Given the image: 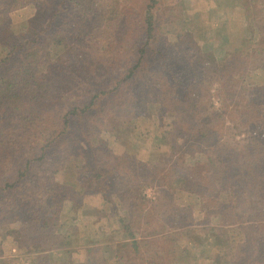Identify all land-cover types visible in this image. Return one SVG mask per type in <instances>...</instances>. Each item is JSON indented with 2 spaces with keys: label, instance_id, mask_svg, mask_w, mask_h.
<instances>
[{
  "label": "trees",
  "instance_id": "trees-1",
  "mask_svg": "<svg viewBox=\"0 0 264 264\" xmlns=\"http://www.w3.org/2000/svg\"><path fill=\"white\" fill-rule=\"evenodd\" d=\"M170 3L0 0V17L34 8L24 31L0 29V227L42 264L82 245L78 215L62 213L71 185L97 187L96 213L117 218L112 264H180L181 234L200 227L223 231L230 264H264V83L248 81L264 69V0H248L251 33L220 58L180 43L187 30ZM139 117L175 134L156 165L110 148ZM70 162L76 182L56 180ZM87 249L93 260L60 264L110 263Z\"/></svg>",
  "mask_w": 264,
  "mask_h": 264
},
{
  "label": "rangeland",
  "instance_id": "rangeland-1",
  "mask_svg": "<svg viewBox=\"0 0 264 264\" xmlns=\"http://www.w3.org/2000/svg\"><path fill=\"white\" fill-rule=\"evenodd\" d=\"M169 1V2H168ZM160 0L161 3L180 5V14L183 25L187 30L180 43L190 48L201 47L211 50V58L235 52L243 44V40L251 33V26L246 17V4L248 0ZM34 14L32 5L3 14L0 29L14 33L24 31L28 25V19ZM178 42V41H177ZM2 75L0 74V77ZM248 81L255 84L264 83V69L251 72ZM151 102L157 101L152 96ZM215 104L219 106L217 99ZM168 121L161 123L159 119L139 117L132 122H126L119 127L116 133L108 137L110 148L117 154L127 153L137 160L147 161L150 165L160 163L161 148L175 137L171 127H167ZM74 162L67 165L66 171L56 173V180L68 183L76 182V167ZM64 195L63 217L65 219L78 215L77 223L81 231L82 245L80 247H69L70 249L49 250V259L54 263H64L69 258L76 263L86 262V258L94 255L87 252V248L93 247V254L100 259L104 253L112 264L115 255L120 252L118 248L120 233L118 232L117 218L109 221L101 220L96 213L101 206V194L99 189L92 185L86 193L77 192L72 185L68 187ZM179 202L189 204L198 209L199 202L195 196L178 189ZM148 198L155 197L152 187L145 190ZM79 205L77 207L74 205ZM69 220V219H68ZM8 226L0 227V244L3 245V255L0 264H42L41 258H37L31 250L30 244L18 242L7 235ZM197 231L190 234H181L179 262L180 264H230L233 250L229 243H225L221 236V229ZM230 245V246H229ZM100 248V249H97ZM47 253V254H48ZM90 258V259H91ZM92 258V260H93ZM89 262V261H88ZM90 264V263H89ZM93 264V263H91Z\"/></svg>",
  "mask_w": 264,
  "mask_h": 264
}]
</instances>
